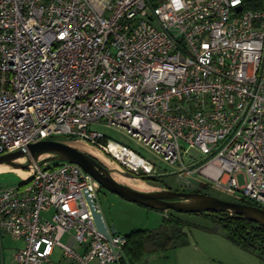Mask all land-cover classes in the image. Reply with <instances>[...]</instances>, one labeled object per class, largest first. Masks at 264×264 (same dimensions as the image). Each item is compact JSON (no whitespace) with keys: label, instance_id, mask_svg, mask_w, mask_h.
Instances as JSON below:
<instances>
[{"label":"built area","instance_id":"1","mask_svg":"<svg viewBox=\"0 0 264 264\" xmlns=\"http://www.w3.org/2000/svg\"><path fill=\"white\" fill-rule=\"evenodd\" d=\"M102 123L179 178L197 172L264 209V0H0V157L64 137L123 172L160 174L91 129ZM24 172L0 189L1 264L7 236L23 243L14 264H50L57 248L77 264H120L126 239L97 229L91 175L69 162Z\"/></svg>","mask_w":264,"mask_h":264},{"label":"rangeland","instance_id":"2","mask_svg":"<svg viewBox=\"0 0 264 264\" xmlns=\"http://www.w3.org/2000/svg\"><path fill=\"white\" fill-rule=\"evenodd\" d=\"M91 129L103 133L109 140L127 145L132 150L151 161L160 173L156 181L144 182L142 179H129L119 172H114L113 177L117 181L142 191H161L166 190V187H170L172 190H187L188 192L202 190L200 182H198L199 175L197 172L186 174L182 179L179 178L176 174L178 171L177 167L167 165L154 152L141 144H138L137 141L126 132V130L119 127H106L103 123L101 125H94ZM55 140L65 142L81 151L90 153L99 159V157L95 155V151L84 142L71 141L64 137H58ZM189 154L192 156V159L197 160L195 162L196 164L202 160V155L197 149L190 150ZM101 158L104 159L103 157ZM99 160L108 168L120 170L116 164L109 163L107 160ZM189 161L191 162V159H187L186 163L189 164ZM48 164L55 165L57 162H50ZM8 171L0 172V189L8 186H17L22 182L19 172ZM186 181H189L190 185H186ZM239 182L243 184V178L241 176L239 177ZM208 193L228 201L239 200L237 196L228 195L213 186L208 190ZM97 202L109 229L121 237L127 236L134 230L158 231L162 225L165 213L168 212L156 211L127 202L104 188L98 190ZM180 217L188 224L184 229V232L187 235L184 237V241H188V245L164 253L146 250L138 257L135 264H220V261H228V264H239L234 260V251L241 252L243 250L233 246V244L226 240L224 236L225 233L221 228H218L216 234L210 233L206 228L215 227L210 220L192 214H180ZM70 237L71 233H67L62 237L61 241L64 244H67ZM22 246L23 243L21 241H16L9 236L5 237L4 249L6 252L4 264H14L13 255L16 250ZM74 250L79 251V246L75 245ZM59 253L60 251L57 249L53 260L59 259L61 262L59 264H68L69 261L67 258L60 257L61 255ZM129 261L130 260L127 259V263L130 264Z\"/></svg>","mask_w":264,"mask_h":264},{"label":"water","instance_id":"3","mask_svg":"<svg viewBox=\"0 0 264 264\" xmlns=\"http://www.w3.org/2000/svg\"><path fill=\"white\" fill-rule=\"evenodd\" d=\"M241 10L240 8L238 9ZM26 160L25 162H22ZM50 162H69L80 166L91 175L107 191L121 197L127 202L156 211H172L177 214H209L231 213L248 219L264 227V209L249 204L224 200L213 195L197 192L175 190L142 191L130 185L117 181L114 172H119L129 179L141 180L142 177L111 169L103 165L90 153L81 151L65 142L57 140H42L31 144L28 148L0 157V166H7L9 171L29 170L34 164L39 167ZM8 171V172H9ZM88 204L99 232L107 238L116 235L106 225L103 214L97 210L92 198L88 196Z\"/></svg>","mask_w":264,"mask_h":264},{"label":"trees","instance_id":"4","mask_svg":"<svg viewBox=\"0 0 264 264\" xmlns=\"http://www.w3.org/2000/svg\"><path fill=\"white\" fill-rule=\"evenodd\" d=\"M158 177L159 175L156 177L144 176L142 180H144V182H154ZM200 187L202 190L196 191L197 193L210 195L208 190L211 189V185L200 183ZM166 188L172 190L170 187ZM233 202L256 206L244 199ZM192 215L202 216L215 225L213 228H206L208 232L217 233L218 228H221L226 238L233 244L243 250L257 254L258 257L264 261V227L231 213ZM187 225V222L180 217V214L172 211L166 212L162 225L158 231L134 230L125 236V258L130 260V264H135L138 257L146 250L164 253L178 247L187 246L189 242L186 240L184 241V237L187 236L184 229ZM120 264H126L125 260L122 259Z\"/></svg>","mask_w":264,"mask_h":264},{"label":"crops","instance_id":"5","mask_svg":"<svg viewBox=\"0 0 264 264\" xmlns=\"http://www.w3.org/2000/svg\"><path fill=\"white\" fill-rule=\"evenodd\" d=\"M3 172V171H2ZM5 172V171H4ZM100 211H101V209H100ZM102 212V211H101ZM165 215H166V213H165ZM104 217V216H103ZM105 220V219H104ZM106 222V221H105ZM106 225H107V223H106ZM107 227H108V225H107ZM108 229H109V227H108ZM214 234H216V233H214ZM225 236V235H224ZM71 238V237H70ZM225 238H226V236H225ZM4 240H5V238H4ZM226 240H228L227 238H226ZM69 241H70V239H69ZM68 241V242H69ZM231 244H233L230 240H228ZM233 246H236L235 244H233ZM237 248H239V249H241V250H243L242 248H240V247H238V246H236ZM57 249H59V251H60V257H65L64 256V254H63V251L60 249V248H57ZM57 249H55V251H54V254H53V256H52V259H51V263L50 264H56V263H61L60 262V260L58 259V260H53V258H54V255H55V253H56V251H57ZM233 251V250H232ZM5 252H6V250L4 249V251H3V256H2V259H3V264H4V262H5ZM234 260H235V262L237 263H239V264H264V261H262L259 257H258V255L257 254H254V253H251V252H248V251H246V250H243V251H241V252H239V251H234ZM15 254V253H14ZM14 256V255H13ZM68 261H69V263L68 264H77L76 262H74V261H72V260H69V259H67ZM124 260H125V262H126V264H129V263H127V258H125V255H124ZM1 262V261H0ZM228 264V261H225V262H221L220 261V264ZM1 264V263H0ZM114 264H117V263H114Z\"/></svg>","mask_w":264,"mask_h":264},{"label":"bare ground","instance_id":"6","mask_svg":"<svg viewBox=\"0 0 264 264\" xmlns=\"http://www.w3.org/2000/svg\"><path fill=\"white\" fill-rule=\"evenodd\" d=\"M95 155L100 158V154L97 151H95ZM8 170H9V168L7 166H0V172H2V171H8ZM15 171L19 172L22 175H25V176L27 175V173L26 172H23L22 170H15Z\"/></svg>","mask_w":264,"mask_h":264},{"label":"flooded vegetation","instance_id":"7","mask_svg":"<svg viewBox=\"0 0 264 264\" xmlns=\"http://www.w3.org/2000/svg\"><path fill=\"white\" fill-rule=\"evenodd\" d=\"M171 190V189H170ZM174 190V189H173ZM176 191H179V190H176ZM185 192H188L187 190Z\"/></svg>","mask_w":264,"mask_h":264}]
</instances>
